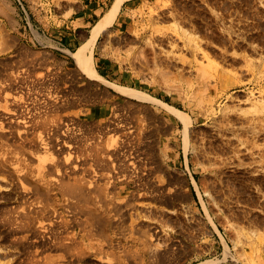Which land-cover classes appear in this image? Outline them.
Segmentation results:
<instances>
[{
	"label": "rangeland",
	"instance_id": "rangeland-1",
	"mask_svg": "<svg viewBox=\"0 0 264 264\" xmlns=\"http://www.w3.org/2000/svg\"><path fill=\"white\" fill-rule=\"evenodd\" d=\"M85 1L0 0V28L6 27L0 29V64L27 77L30 95L42 90L46 115L75 119L66 121L76 126L82 164L92 170L85 185L98 195L92 213L67 212L59 190L42 185L36 191L30 175L26 195L15 193L3 189L10 180L1 173L0 264H64L60 244L71 237L82 242L84 224L95 229L96 246L94 258L82 264H153L154 247L165 255L160 264H264V0L124 1L96 42L94 65L107 79L163 103L122 95L79 70L73 52L114 0L80 28L82 41L71 50L64 40L45 41V23L63 28L91 11ZM164 103L189 115L187 130ZM111 123L121 128L99 126ZM93 134L109 146L134 136L131 168L139 166L143 177L121 169L117 184L99 180L88 143ZM98 205L112 212L104 232L97 226L107 213Z\"/></svg>",
	"mask_w": 264,
	"mask_h": 264
},
{
	"label": "bare ground",
	"instance_id": "bare-ground-1",
	"mask_svg": "<svg viewBox=\"0 0 264 264\" xmlns=\"http://www.w3.org/2000/svg\"><path fill=\"white\" fill-rule=\"evenodd\" d=\"M124 1L125 0H114V2L108 8V10L93 25V27L91 29V34H90L89 38L86 40V42L81 44L77 48V50L73 52L74 58L78 64L79 70L83 74H85L87 76V78H89L90 80H92V81L94 80V81H97L100 83H104L105 85L112 87L113 89L118 91L120 94L136 98L140 101L162 102L158 98L150 95L149 93H147L143 90H140V89H137L134 87H130V86H126V85H121V84L115 83V82L107 79L106 77H104L103 75H101L98 72V70L96 69V67L94 65V60H93L94 57L93 56H94V47L96 45V42H97L98 38L100 37V35L102 33H104L110 26H112L114 24V22L116 21L118 15H119V12L122 8ZM0 29L3 31L6 29V27L2 26V28H0ZM26 78L27 77L24 76L23 74H21L20 72H17L16 75L15 74L12 75L10 67L8 68V66H7V68L6 67L3 68V64H0V174L3 173L10 180V182H7V184H2V187L5 190H10L13 188L14 191L16 190L15 193H18L20 190H23V193H24V191L27 190V187H28L27 185L31 182L30 179L33 178L34 180L32 182L34 183V188L36 191L44 190L43 188H45V187H43L42 185L50 187L49 191L52 189L56 190V191L59 190L62 197L65 198L64 201H66L65 204L68 208H66L64 210H68L67 212H69V211H76L75 213H81L82 212V213H84V215L87 213H92L94 210L92 207V202L97 201L96 198L98 197V195H97L98 193L96 192L97 197L93 198L92 191L94 189L92 190L91 186H89L88 184L85 185L86 181L89 180V176L92 175L91 174L92 170H90L91 168L87 169L88 167L85 168L86 166L82 164L83 163L82 161L85 160L86 157H84V153L80 152V150H79L80 148H82L79 146L80 144L77 145L79 143V142L77 143V140H76L77 135H75L77 131L74 132V128H73L75 125L72 127L71 125L73 122L70 123L69 121L68 122L66 121V119H72V118L69 117V115H63V117L57 115L58 117L55 116L52 118L48 116L49 114L46 115L47 112L45 111L46 109H44V105L42 103L43 102L42 101L43 92H41L42 90H40V88H39V90L36 89L37 91L35 92V94L30 95L28 92L25 91V83H27ZM39 78H42V77L39 76L38 80H39ZM35 79H37V78H35ZM34 83H37V81L36 82L34 81ZM41 83H43V82H41ZM28 85H29V83H28ZM13 89L15 90V92L13 94H11V90H13ZM55 100H57V99H55ZM55 100L52 101L53 104H58ZM51 101L49 100L47 103H49ZM164 105L171 107V109L173 111L178 113V115H180L183 118V120L185 122V126H186L185 129L187 130L188 124L190 121L189 115L185 111L178 109L176 107H173L171 105H168L167 103H164ZM64 116H65V119H64ZM72 121H75V119H72ZM75 123H77V122H75ZM83 123H81V124H83ZM81 124L79 122V125H81ZM99 126L101 128L104 127V129L108 128V129H117L118 130L121 128V126L119 127V125H115V124L112 125V123L109 125H105V126H101V125H99ZM78 130L81 131V129H78ZM131 134H132V132H131ZM133 138H134V136L132 138H130L129 135H126V139L122 143H120V144L113 143V144H111V146H109L110 144L107 145L104 142V139H102L101 135L93 134V138H89L91 140L88 143L92 144V149L94 151V152H92V160L94 161V163L97 166H100V168H98V172H97V173H99V174H97V176H99L98 179L100 178L99 180H101V178L102 179L109 178L108 179L109 182H114V184H117V183H115V178L117 175L116 173L118 171H120L121 169L127 170V173L129 172L130 175L133 173H136L133 175H136L137 177L139 176V175H137L138 171H136V168L139 166H137V167L134 166V168H131V164L132 165L134 164L133 161L131 160V158L134 157V155H135L134 153L136 152V151H133V150H135V148H134L135 142L133 141ZM138 151L139 150H137V152ZM36 161L38 162V167H34L35 166L34 164ZM141 167H143V166H141ZM99 171H101V172H99ZM93 173H94V170H93ZM122 173H120V174H122ZM139 174H141V173H139ZM30 175L33 177L31 178ZM139 177H141V176H139ZM142 177H143V175H142ZM4 178H6V177H4ZM92 178H94V177H92ZM113 178H114V180H112ZM124 178H126V177H124ZM141 178H138V179H141ZM138 179H137V181H138ZM96 180H97V177H96L95 181ZM95 181H94V183L96 184ZM129 184L130 183H128V185ZM98 185L99 184H97L96 186H98ZM110 185H106V188L108 189L109 193L111 194L112 189H109V188H111ZM101 186H102V184H101ZM101 186L100 187L98 186L97 190H100ZM117 186L119 187V184ZM47 187H46V189H47ZM92 187H94V186H92ZM112 188H113V186H112ZM28 189H29V187H28ZM102 189H104V188L102 187ZM121 190H123L122 187L117 189L118 194H120V192H122ZM36 191H35L34 195H36ZM108 191H107V193H108ZM99 192L101 193L102 190H100ZM133 194H135V193H133ZM24 195H26V194L24 193ZM112 195L114 197V194H112ZM32 196H33V194H32ZM39 196H37V197H39ZM104 196H106V195H104ZM137 196H139V194ZM21 197H22V195H21ZM37 197H35V198L37 199ZM47 197L48 196H46L44 198H47ZM99 197H100V195H99ZM51 198H53V197H51ZM28 200H30V199H28ZM40 200H42V199H40ZM32 201H33V199H32ZM43 201H41V202H43ZM26 202L28 203V201H26ZM116 203L117 202H115V204ZM101 205H98L99 208L102 210V211L100 210V212L102 214L107 213V215H106L107 218L105 217V218L99 219L100 222L97 226L98 227L97 230L98 231L101 230L102 232H104L105 227L109 223H111V219L108 218V215L112 212H109L110 209H108L107 207L101 206ZM103 205H105V204H103ZM116 205L119 206L118 204H116ZM131 205L133 206V204H131ZM37 206H38V203H37ZM25 207H27L26 209H28V207H30V205L29 206L27 205ZM35 207H33V208H35ZM54 207H52V208H54ZM121 207H120V209L123 208V207L122 208ZM14 208H15V206H14ZM33 208H32V210H34ZM42 208H44V207L41 206V209ZM114 208H112V209H114ZM18 209H19V207H18ZM18 209H16V211H18ZM29 210L32 212L31 209H29ZM36 211H38V210H36ZM49 211H48V213H49ZM119 211L120 210L116 211V213ZM123 211H122V213H123ZM34 213L35 212H33V214ZM59 213L60 212H58L57 214H59ZM119 213H121V212H119ZM15 214H16V212H15ZM17 214H18V212H17ZM53 215H54V213H53ZM55 216H57V215H55ZM26 217H28V215ZM109 217H110V215H109ZM23 219H22V221H23ZM58 219H60V218H58ZM62 219H63V215H62L61 220ZM64 220H62V221L65 222ZM29 222H30V220H29ZM29 222H27V223L32 224V222L31 223H29ZM50 223H52V222H50ZM20 225L23 227V224H20ZM16 226H18V224ZM50 226L51 225L49 224V227ZM84 226H85L84 227L85 231H84V233H81V234H83V236L81 238L83 240V241L81 240L82 242L76 241L75 237L74 238L71 237L72 242H70V243L68 241L67 242L62 241L61 244H60V242L58 243L61 245V248L64 250V252L67 253L66 255L63 254L64 259L68 258V259H65V261L63 260L64 264L65 263L66 264H68V263L82 264L81 262H83L86 259L91 258L95 254L94 248H95L96 244L92 238V236L95 234V229L92 227H89V225L84 224ZM19 228H21V227H19ZM60 229H61V226H60ZM65 229H67V227ZM71 234H73V233L71 232ZM57 237H56V240L58 242ZM67 239H68V236H67ZM78 240H80V239H78ZM58 244H55V245H58ZM73 245H74V248H73ZM103 246H104V244H103ZM96 250H99V249H96ZM151 252H152L153 257H155V263H153V264H160L161 262L164 261L163 259H164L165 255H164V253L160 252L157 247H154ZM99 257H97V258H99ZM75 258H76V260H75ZM92 258H94V257H92ZM103 259H104V257H103ZM76 261H78V262H76ZM57 263L58 262H56L55 264H57ZM59 263H60V261H59ZM49 264H51V262Z\"/></svg>",
	"mask_w": 264,
	"mask_h": 264
},
{
	"label": "crops",
	"instance_id": "crops-1",
	"mask_svg": "<svg viewBox=\"0 0 264 264\" xmlns=\"http://www.w3.org/2000/svg\"><path fill=\"white\" fill-rule=\"evenodd\" d=\"M90 1H91V4H90ZM85 3H87L91 11H89L90 9L89 10L87 9L89 13L79 14L80 16L79 18L65 23V25H63L64 26L63 28H54L51 23L46 22L45 29L43 30L47 38L45 39V41H47L48 38L50 42H55V43H61L60 40H64V42L67 44L66 47L69 48L70 50L71 48H74V45L75 46L79 45L82 41L79 35V31L81 30L80 28H83L84 26H85L84 28L90 26V24L92 23L91 17L100 15V13H102L103 11H106L105 7L109 5L108 1L106 0H87L85 1ZM81 16L83 17V20L81 19ZM77 20H81L83 23L77 26L75 24V21ZM97 69L102 75L106 76V72L104 70H101V68H98V67ZM98 120H103V119H98ZM192 257L195 258V256H192ZM201 263L202 262H195L194 264H201Z\"/></svg>",
	"mask_w": 264,
	"mask_h": 264
}]
</instances>
